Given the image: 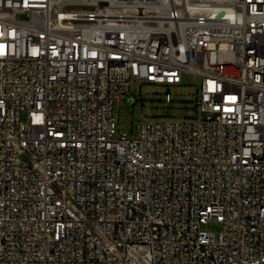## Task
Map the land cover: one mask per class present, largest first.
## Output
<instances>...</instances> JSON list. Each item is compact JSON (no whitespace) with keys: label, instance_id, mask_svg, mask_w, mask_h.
Segmentation results:
<instances>
[{"label":"built area","instance_id":"built-area-1","mask_svg":"<svg viewBox=\"0 0 264 264\" xmlns=\"http://www.w3.org/2000/svg\"><path fill=\"white\" fill-rule=\"evenodd\" d=\"M184 74L200 119L116 138ZM0 264H264V0H0Z\"/></svg>","mask_w":264,"mask_h":264},{"label":"rangeland","instance_id":"rangeland-1","mask_svg":"<svg viewBox=\"0 0 264 264\" xmlns=\"http://www.w3.org/2000/svg\"><path fill=\"white\" fill-rule=\"evenodd\" d=\"M201 78L184 74L182 84L167 86L156 85L145 81L132 79L130 93L122 101L114 105V119L119 126L116 138L119 135H130L137 139L140 122L146 119L157 120H194L201 118L196 107V100L200 94ZM167 96L171 102L166 101ZM133 99V102L129 101ZM22 121H26L25 115ZM203 230L219 235L221 225L210 222L203 226Z\"/></svg>","mask_w":264,"mask_h":264},{"label":"water","instance_id":"water-1","mask_svg":"<svg viewBox=\"0 0 264 264\" xmlns=\"http://www.w3.org/2000/svg\"><path fill=\"white\" fill-rule=\"evenodd\" d=\"M129 102L131 103V100Z\"/></svg>","mask_w":264,"mask_h":264}]
</instances>
